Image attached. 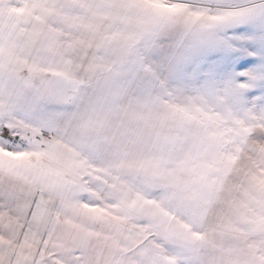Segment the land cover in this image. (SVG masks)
<instances>
[{"label": "snow or ice", "instance_id": "6c2138e0", "mask_svg": "<svg viewBox=\"0 0 264 264\" xmlns=\"http://www.w3.org/2000/svg\"><path fill=\"white\" fill-rule=\"evenodd\" d=\"M0 264H264V0H0Z\"/></svg>", "mask_w": 264, "mask_h": 264}]
</instances>
